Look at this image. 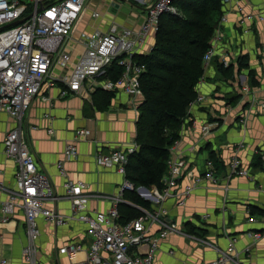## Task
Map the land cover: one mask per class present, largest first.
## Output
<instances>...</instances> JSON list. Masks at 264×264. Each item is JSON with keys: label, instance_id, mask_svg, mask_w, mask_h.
<instances>
[{"label": "crops", "instance_id": "0c3cea01", "mask_svg": "<svg viewBox=\"0 0 264 264\" xmlns=\"http://www.w3.org/2000/svg\"><path fill=\"white\" fill-rule=\"evenodd\" d=\"M154 1L90 0V10L80 30L108 31L114 23L139 29L148 5ZM237 5L243 7L242 12ZM223 9L229 12L228 22L223 24L224 36L216 43L215 56L197 87L205 99L190 106L179 147L174 152L175 157L184 156L196 174L204 173L213 164L210 156L214 152L224 164L216 169L220 182L204 181L184 204H178L175 198L163 201L166 220L177 223L182 233H171L160 241L154 264H200L214 260L228 250L231 238H235L242 262L264 264V109L251 102L252 98L264 101V19L255 17L264 15V0H232ZM92 11H99L100 16L93 17ZM155 42L156 35L150 36L147 44L137 48V54H148ZM75 49L76 56L80 51L79 47ZM224 59L230 60L228 67L224 66ZM245 85L250 87L248 94L243 92ZM63 87L60 81L46 85L42 94L50 100L36 97L23 118L27 143L55 190V196L46 205L62 214L72 213L65 188V181L70 179L87 183L84 199L89 211H107L114 197L121 194L126 178L115 166L98 165L95 153L98 147L110 151L129 149L137 143V123L144 100L114 93L108 108L102 110L94 98L97 90L85 87L79 93L62 96ZM15 125L9 113L0 111V219L2 203L16 183L17 163L5 153L6 134ZM204 126H209L208 132L203 130ZM79 129L89 133L77 137ZM69 142L77 145L78 154L65 160L66 175H62L58 162L64 159ZM242 142L244 147L239 154L250 175L228 178V161ZM128 192H122L123 201L119 204L124 215L130 206H135L128 200ZM38 223V256L43 264H78L86 258L89 239L83 222L73 219L57 226L41 216ZM159 228V224H151L154 234ZM190 228L194 232H189ZM255 233L262 236L257 238ZM27 242L26 215L17 207L10 220L0 225V259L7 258L10 264H29L23 256ZM71 244L83 247L74 260L66 252ZM248 247L250 252H246Z\"/></svg>", "mask_w": 264, "mask_h": 264}, {"label": "built area", "instance_id": "2783aa9c", "mask_svg": "<svg viewBox=\"0 0 264 264\" xmlns=\"http://www.w3.org/2000/svg\"><path fill=\"white\" fill-rule=\"evenodd\" d=\"M176 1L155 0L150 3L139 29L120 27L114 23L108 31L82 32L80 28L89 13L90 0H0V111H6L16 121L15 127L6 134L5 153L18 166L15 186L2 203L0 225H5L10 220L17 207L24 210L28 242L23 249V256L29 264H43L38 256V219L41 216L57 226L73 219L86 225L89 246L86 258L78 264H154L160 241L171 233H182L177 223L166 220L167 209L161 206L163 201L175 198L178 204H184L204 181L212 184L220 182L212 163L204 173L196 174L188 167L184 156H174L180 139L170 147L171 155L163 178V188L136 186L126 178L130 155L138 150V143L129 149L115 148L110 151L98 147L95 153L97 164L104 167L115 166L125 175L121 194L114 197L107 211L91 212L84 199L87 183L67 179L65 188L71 200L72 213L66 215L46 205L55 196V190L47 173L40 169L24 134L23 118L33 99L41 96L43 100L49 101L50 97L42 94V90L46 85L53 86L56 81L64 84L62 96L79 93L88 87L93 91L101 89L114 93L123 92L143 101L145 96L141 80L147 66L136 60L137 48L147 44V39L157 34L165 14H181ZM222 1L225 5L232 0ZM237 10L242 12L243 7L237 5ZM228 13L224 12L213 35L212 46L205 53V68L215 56L216 43L224 36L223 24L228 22ZM91 15L97 18L100 12L92 11ZM255 17L264 19L263 14ZM17 21L20 22L16 23ZM75 47H79L80 51L76 56L74 52L78 49ZM116 60L123 66V71L114 79L110 74ZM223 62L225 67L230 64L228 59ZM242 88L243 92H250L249 86ZM204 99L205 96L198 93L191 105L201 103ZM251 102L253 106L259 105L264 109V101L252 98ZM242 122L245 123L246 120L243 119ZM203 130L208 132L209 126H204ZM49 132L52 134L53 128ZM88 133L87 129L76 132L77 137ZM242 147L243 142L235 147L236 151L228 161V178L250 175V169L239 154ZM77 154V145L74 142L67 143L64 159L58 162L62 175H66L65 160L72 159ZM182 179L187 182L183 183ZM126 190H136L151 206L159 205V208L148 209L134 204L141 210V214L122 222L119 204L123 201L122 192ZM154 223L160 225L157 234L151 231V224ZM254 236L260 238L262 235L255 233ZM235 242V238H231L227 251H223L214 260L200 264H252L241 261ZM82 248L81 245L71 244L67 246L66 252L74 260L76 253ZM250 251L251 248L248 247L246 252ZM0 264H10V261L1 258Z\"/></svg>", "mask_w": 264, "mask_h": 264}, {"label": "trees", "instance_id": "16d2710c", "mask_svg": "<svg viewBox=\"0 0 264 264\" xmlns=\"http://www.w3.org/2000/svg\"><path fill=\"white\" fill-rule=\"evenodd\" d=\"M176 4L181 14L162 17L152 51L135 55L136 60L147 66L141 80L145 97L137 123L139 148L130 155L126 167V178L136 186L163 188L170 147L181 138L183 123L205 74V53L212 46L213 35L224 14L222 0H177ZM122 71L123 66L116 60L110 76L117 79ZM114 95L112 91L98 89L94 98L104 110ZM210 159L217 170L224 167L214 152ZM127 198L133 204L152 208L136 190H130ZM119 210L122 222L141 214L135 206H130L126 215L121 205ZM189 232L194 229L190 228Z\"/></svg>", "mask_w": 264, "mask_h": 264}, {"label": "rangeland", "instance_id": "374dc122", "mask_svg": "<svg viewBox=\"0 0 264 264\" xmlns=\"http://www.w3.org/2000/svg\"><path fill=\"white\" fill-rule=\"evenodd\" d=\"M243 148V147H242ZM242 158V157H241ZM263 164H264V159H263ZM264 167V166H263ZM233 177H235V176H233ZM232 178V177H231ZM130 191V190H129Z\"/></svg>", "mask_w": 264, "mask_h": 264}, {"label": "water", "instance_id": "95a60500", "mask_svg": "<svg viewBox=\"0 0 264 264\" xmlns=\"http://www.w3.org/2000/svg\"><path fill=\"white\" fill-rule=\"evenodd\" d=\"M18 22H20V21H17L16 23H18Z\"/></svg>", "mask_w": 264, "mask_h": 264}, {"label": "bare ground", "instance_id": "6f19581e", "mask_svg": "<svg viewBox=\"0 0 264 264\" xmlns=\"http://www.w3.org/2000/svg\"><path fill=\"white\" fill-rule=\"evenodd\" d=\"M213 159V158H212ZM195 160V159H194Z\"/></svg>", "mask_w": 264, "mask_h": 264}]
</instances>
